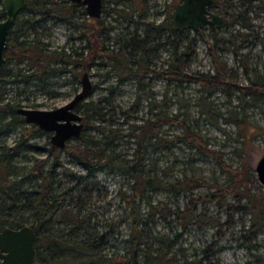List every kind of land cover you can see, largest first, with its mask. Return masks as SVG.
Here are the masks:
<instances>
[{
  "label": "trees",
  "instance_id": "1",
  "mask_svg": "<svg viewBox=\"0 0 264 264\" xmlns=\"http://www.w3.org/2000/svg\"><path fill=\"white\" fill-rule=\"evenodd\" d=\"M149 1L114 0L108 11L112 13L113 20L109 26L99 17L95 23H83L82 30L77 32L84 41L80 50H67L65 46L60 49L47 48L48 43L42 40L43 34L35 29L36 20L31 19L30 12L28 15L25 12L23 17L16 16L15 25L8 31L4 50L6 59L0 64V133L16 129L18 134L13 143L0 137V230L25 224L34 229L36 258L33 264H203L205 259L211 264H219L220 258L216 254L221 248V228L230 225L235 213L248 216L247 220H242L241 238L256 237L264 231V188L258 185L254 168L244 158L238 167L229 165L223 157L224 151L211 147L205 141V135L185 116L180 117L179 113H170L162 108L153 110V106L149 107L152 114L132 124L127 132L134 138L138 154V159L130 165L132 182L128 189L119 191L120 199L126 203L129 212L116 222L101 223L97 210L100 205L83 193H91L101 187L97 181H92L95 187L89 189V178L94 177L95 172L107 169L113 155H120L115 141L118 128L112 127L109 121L113 120L112 108L108 106L112 98L100 95L96 99L79 100L76 110L82 113L84 128L79 135L67 139L63 146L53 144L48 131L25 121L17 111V107L24 106L19 100L4 98L1 89L8 82L16 85L23 81L27 85L35 78L40 88L49 91L52 90L48 88L52 75L69 72L79 82L81 72L96 62L99 66L112 69L119 82L134 79L137 88L143 92L149 91L144 81L146 78H160L168 85L176 86H183L185 82L197 84L200 89L197 102L204 115L205 93L210 94L215 90L231 95L236 93L238 108L229 110L224 118L237 126V134L244 144L250 122L241 114L245 108L243 102L248 100V96L259 98L264 94V78L256 68L254 76L249 74L246 62L248 52H242L239 48L246 41H259L264 47V37L252 31L254 23L246 16L253 6L264 10V0H219L217 11L228 17L225 27H232L227 36L219 35L218 27L213 29L207 25L197 30L186 26L174 29L170 24L169 8L163 19L149 18L148 9L157 3L150 4ZM48 3L50 7L41 8ZM27 4L34 8V13H40V19L54 17L71 26L73 23L78 28L74 23L77 8L70 0H27ZM154 12L160 14L161 10L155 8ZM4 16L5 10L0 6V18ZM236 25L239 26L236 28ZM205 27L216 41L213 72L191 66L197 56L198 40L206 37ZM110 31H113L110 39L112 46L108 48L105 39ZM238 38L242 40L240 44L237 43ZM218 41L223 45H233L234 55H238L244 65L242 72L248 79L247 83L237 81V70L220 59V54L229 47L218 45ZM163 51L166 56H162ZM107 88L111 93L115 90L112 86ZM151 95L147 93V97ZM134 104L132 102L121 109V113L128 117ZM94 120L106 125L94 124ZM166 123L181 126L176 138L193 147L197 153L211 157L223 174L224 182L214 180L210 183L193 177L171 180L142 171V142L148 136L154 137L156 143H166L167 139L158 133ZM92 126L97 128L100 135L88 132ZM254 130L257 131V128L254 127ZM43 133L48 134L47 142L39 143L32 139ZM30 150L32 153L46 151V154L40 157L29 154ZM238 150L240 146L235 148V151ZM61 153L80 164L85 172H74L64 166ZM18 155H23L24 161L16 160ZM59 167L62 170H58ZM202 185L213 190L207 194L188 196L183 207L170 209L166 204L160 206L149 200L143 216L135 202L136 199L146 198L147 190L166 189L176 195ZM228 197L230 200H227ZM210 201L224 207V223L219 221L218 216L208 215L199 208ZM167 213L171 219L166 218ZM160 218L169 224V234L155 228L156 220ZM123 222H128L125 233L116 228ZM195 224L215 227L214 238L200 248V256L194 253L192 259L185 255L177 257L176 250L182 249L180 238ZM119 235L124 242L122 249H117L112 242ZM260 246L264 248V242L250 245L252 249Z\"/></svg>",
  "mask_w": 264,
  "mask_h": 264
},
{
  "label": "rangeland",
  "instance_id": "2",
  "mask_svg": "<svg viewBox=\"0 0 264 264\" xmlns=\"http://www.w3.org/2000/svg\"><path fill=\"white\" fill-rule=\"evenodd\" d=\"M114 0H106V5L113 4ZM178 0H150V4L157 2L148 9L150 14L149 18H156L161 20L166 15L168 8L169 14L173 4ZM167 5V7H166ZM0 6L2 3L0 1ZM161 10L160 14H156L154 9ZM244 8V7H241ZM217 10V9H216ZM246 16L254 23L253 30L264 37V10H261L257 6H253L250 11L246 13ZM89 22V21H88ZM47 25L51 26V34L44 36L45 40H50L53 45L65 44L67 45L68 32L71 28H68L64 21H48ZM49 26V30H50ZM208 26V25H207ZM231 26V25H230ZM221 26L219 28V35L227 36L232 27ZM239 25H236V28ZM241 28V27H240ZM243 30L250 31L249 28L242 27ZM43 32L47 31L42 29ZM206 37L205 39H199L197 43V56L193 60L191 66L194 69H207L210 72L214 70L213 51L215 50L216 41L210 35V31L205 27ZM249 38H253L249 36ZM84 42V41H82ZM81 42V43H82ZM241 39H237V43H241ZM248 42V43H246ZM243 42L239 50L242 52H248V60L246 59L247 66L249 67V74L254 76V69L256 68L264 78V47L263 43L256 41ZM79 43V41H76ZM218 45H223L218 41ZM223 46L229 47L224 53L220 54V59L226 62L228 67H233L238 72V80L240 83H247L248 79L243 74V64L240 61L239 56L234 55L233 45L224 43ZM220 51L217 50L219 54ZM162 56H166V52L163 51ZM95 61V58L94 60ZM160 62H158V65ZM85 71V70H84ZM88 71L90 80L94 88L90 94L84 96L82 101L88 99H96L100 95L109 96L112 98L109 101V105L113 112V120H109L112 127H117L116 138L117 150L120 155H113L112 162L109 163L107 169H102L95 172V176L89 178V189L95 187L92 181H97L101 185L100 188L93 190L91 193L86 191L83 195L90 196V200L95 202L100 207L97 209L99 212V219L101 223L104 221L116 222L121 218L123 214H128L129 209L121 199L119 195L120 190L128 189L129 184L132 182V177L129 172L131 170L130 165L135 163L138 159L135 147L136 142L132 136H129L127 132L132 127V124L140 122L145 116L151 115L149 107L153 106V110L162 108L170 113H179L180 117L185 116L186 120L192 124L195 128L199 129L205 136V141L211 147H215L224 151V159L226 163L233 167H238L242 162V159L246 160L253 168L259 157L264 154V94L259 98L248 96V100L244 104L245 108L241 114L245 115V118L249 120L248 137L245 138L244 144H242V137L237 134V126L229 121H226L224 116L228 114L229 110L238 108L237 94H227L222 90H215L210 94L205 93V115L201 112L199 100L200 89L197 84L183 83V86H176L175 84H167L160 78L144 79L146 89L148 92H143L137 88L134 79H126L119 82L117 74L112 69H108L107 66H99L95 63L91 64ZM83 73V72H81ZM69 72L64 74L52 75L49 78V89L44 90L40 88L36 83L37 79L33 78L29 84H25L20 81L18 84L6 83L4 88L1 89L5 99H11L13 101H20L24 106H35L50 108L61 105L68 101L75 92L81 88V82H78L72 78ZM107 86H112L115 90L111 93ZM22 90L21 92H19ZM147 93L152 94L147 97ZM264 93V92H263ZM139 95V98L137 97ZM4 99V100H5ZM135 103L128 117H125L121 113V109L127 108L130 103ZM34 104V105H33ZM139 107V108H138ZM82 114V113H81ZM240 114V115H241ZM85 122V121H83ZM94 124L106 125L98 123V121H92ZM257 128V131L254 130ZM181 130V126L175 124H163L159 130L167 142L159 144L155 142L154 137H145L142 142L141 148V162L142 171L145 174L164 177L171 180L182 179L183 177H193L196 179H202L206 182H212L217 180L218 182H224V176L221 173L218 165L215 161L209 157L204 156L193 148L187 145L185 142L178 140L176 134ZM91 134L100 135L97 132L96 127H90L88 130ZM16 129H10L9 132L0 133V137H4L8 143H13L17 136ZM32 139L38 140L39 143L47 142L48 134L43 133L36 135ZM50 139V138H49ZM240 146V151H235L236 147ZM243 146V147H242ZM36 154L40 157L46 154V151H37ZM240 154V155H239ZM61 160L63 165L68 167L74 172L84 173V168L73 160L68 159L61 153ZM19 162L24 161L23 155L15 157ZM109 168V169H108ZM58 170H62L59 167ZM66 178V177H65ZM258 185L264 188V185L258 181ZM212 187L206 185L196 186L187 193L171 194L166 189L161 190H147L146 198L136 199V205L139 212L145 216L148 209V201L152 203H158L160 206L166 204L168 208L174 209L176 206L183 207L188 200V196H197L199 194H207L212 191ZM227 200H230L228 197ZM199 208L204 209L208 215L218 216L221 223L226 220V213L223 206L217 205L215 202L210 201L205 204H201ZM167 211V209H165ZM167 219H171V216L165 214ZM157 217V216H156ZM248 219V216L240 213H235L232 216V222L228 226H222L223 235L219 240L221 248L217 250V256L220 258L219 264H264V248L260 246L258 249H252L250 247L253 243L264 242V231L259 233L256 237L246 236L243 239L239 236L242 220ZM246 219V220H247ZM116 228L120 229L122 233L128 231V222H123L117 225ZM155 228L163 233L169 234L170 227L162 218L156 220ZM215 227L203 224H195L190 230L185 231L180 238L181 245L180 250H176L177 257L182 258L184 255L189 259L194 257V253L197 256L201 255L200 248L203 247L210 239L214 238ZM112 242L115 243L117 249L124 247V242L121 235L113 238ZM207 259L203 261V264H211Z\"/></svg>",
  "mask_w": 264,
  "mask_h": 264
},
{
  "label": "water",
  "instance_id": "3",
  "mask_svg": "<svg viewBox=\"0 0 264 264\" xmlns=\"http://www.w3.org/2000/svg\"><path fill=\"white\" fill-rule=\"evenodd\" d=\"M5 17L0 19V64L5 61L6 38L13 18L25 6V0H1ZM86 4L90 15H98L102 0H77ZM219 0H178L170 10L172 28L190 27L197 30L203 25L211 28L227 25L228 17L217 11ZM93 85L87 71L81 75V88L65 103L50 107L19 106L17 111L28 123L51 132L50 140L63 146L72 136L79 135L84 122L76 110V104L92 89ZM258 181L264 185V154L254 166ZM36 258L35 231L25 224L18 228L5 227L0 230V264H33Z\"/></svg>",
  "mask_w": 264,
  "mask_h": 264
},
{
  "label": "flooded vegetation",
  "instance_id": "4",
  "mask_svg": "<svg viewBox=\"0 0 264 264\" xmlns=\"http://www.w3.org/2000/svg\"><path fill=\"white\" fill-rule=\"evenodd\" d=\"M70 1L73 2L74 7L77 8L75 10V12H74V21H75L74 23H75V25H78V28L77 27L75 28V26H74L73 23H72V26L69 23H66L67 26H68V28H71L70 31H72V32H68V37L66 39L67 45L69 44L68 47H66L65 44H58V45H53L52 46V42L50 40H45V38H44L45 35L48 36L47 34H51V26L50 25H47V22L48 21L55 22V21H62V20L56 19L54 17H47L44 20L43 19H40L39 18L40 13L39 12L34 13L33 12L34 11V8L32 6H30V5L27 4V0H25V6L18 12V14L16 16L23 17V15L25 14V12H26L27 15H28V12H30L31 19L34 18V20H36L35 23L37 25L35 26V29L37 30V32H39V33H41V34L44 35L42 40H44L46 43H48L47 44V48L60 49L63 46H65V48L67 50H70L71 48H74L76 50H80L82 48V45L84 44V42H82V40L78 37L79 35H78L77 32H80L82 30L83 23H88V21H89L90 24L95 23L97 21L96 19L99 17V18H101L103 20V22H105V24L107 26H109V23L110 22H113V20H112V13H109L108 12L110 10V6L112 4H110L108 6H105L106 5V0H102L99 14L98 15H90L88 13L87 9H86V4L85 3H83L82 1H77V0H70ZM107 1H109V0H107ZM1 3H2V1H1ZM50 6H51L50 3H48V4H46L45 6H43L41 8L43 9L44 7H50ZM1 7H3V6H1ZM4 17H2L0 19H3ZM14 18H13V21L11 23L10 28L15 25V23H13L14 22ZM49 26H50V30H49ZM42 29H46L47 31L46 32L45 31L43 32ZM95 31L97 32V30H95ZM107 31H108V27H106V32ZM112 34H113V31H110V32H108L106 34L105 43H106V46H108V48L110 46H112V45H110V42H111L110 39L112 38ZM71 36H74V37H71ZM6 40H7V38H6ZM76 41H79V43H76ZM70 45H73V47H71ZM5 48H6V45H5ZM4 56H5V54H4ZM81 75L82 74H80V76H79V82H81ZM30 107H32V106H30ZM46 131H48V130H46ZM48 132L51 134L50 131H48Z\"/></svg>",
  "mask_w": 264,
  "mask_h": 264
},
{
  "label": "bare ground",
  "instance_id": "5",
  "mask_svg": "<svg viewBox=\"0 0 264 264\" xmlns=\"http://www.w3.org/2000/svg\"><path fill=\"white\" fill-rule=\"evenodd\" d=\"M29 124V123H28Z\"/></svg>",
  "mask_w": 264,
  "mask_h": 264
}]
</instances>
